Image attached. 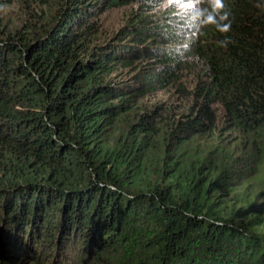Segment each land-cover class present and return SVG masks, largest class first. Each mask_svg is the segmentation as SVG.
Wrapping results in <instances>:
<instances>
[{"label": "trees", "instance_id": "1", "mask_svg": "<svg viewBox=\"0 0 264 264\" xmlns=\"http://www.w3.org/2000/svg\"><path fill=\"white\" fill-rule=\"evenodd\" d=\"M144 1L0 0V264H264V0Z\"/></svg>", "mask_w": 264, "mask_h": 264}, {"label": "rangeland", "instance_id": "2", "mask_svg": "<svg viewBox=\"0 0 264 264\" xmlns=\"http://www.w3.org/2000/svg\"><path fill=\"white\" fill-rule=\"evenodd\" d=\"M58 0H51V7L54 9L58 4ZM200 0H146L144 2H140L139 4H134L135 2H129L128 4L122 5L120 7H112L110 10L105 11L100 15L99 22L101 24V28L103 30V36L106 38H110L115 35L120 28L126 24L127 19L129 17L132 8L134 7L136 12L143 15H150L154 17L152 24L164 25L160 28L166 29L169 28L171 30H175L179 33L182 32L183 29L177 24H182L180 22L174 21L175 19L181 20V15L184 12L190 10L196 3ZM141 7L139 8V6ZM2 6V5H0ZM6 7V6H5ZM10 9H19L18 1L11 6H7L5 11H9ZM50 11V10H48ZM15 12V11H12ZM52 12V11H51ZM10 14V13H8ZM17 15L12 14L9 17H16ZM175 16V17H174ZM19 21V20H18ZM125 40V39H124ZM122 39V41H124ZM174 46V43H172ZM116 78L118 79H127L132 73L128 67H124L123 65L119 66V69L114 73ZM176 96H180V94L172 89L165 90L156 95V98L165 99L172 97V100L176 98ZM250 192L252 193V201L250 203V209L253 213L259 214L261 216L264 215V168L260 177L257 179L255 184L250 187ZM59 241V240H58ZM38 250H33L32 253H37ZM55 252V251H54ZM64 254H69L70 252H63ZM74 256L75 253H71ZM68 256V255H67ZM62 255L54 254L49 260L50 264H60L62 260Z\"/></svg>", "mask_w": 264, "mask_h": 264}, {"label": "clouds", "instance_id": "3", "mask_svg": "<svg viewBox=\"0 0 264 264\" xmlns=\"http://www.w3.org/2000/svg\"><path fill=\"white\" fill-rule=\"evenodd\" d=\"M216 3H217L218 7H222L223 6L222 3H221V0H216ZM227 27H228L227 25L224 26L225 30L227 29Z\"/></svg>", "mask_w": 264, "mask_h": 264}]
</instances>
